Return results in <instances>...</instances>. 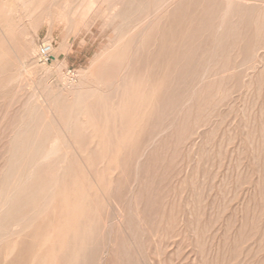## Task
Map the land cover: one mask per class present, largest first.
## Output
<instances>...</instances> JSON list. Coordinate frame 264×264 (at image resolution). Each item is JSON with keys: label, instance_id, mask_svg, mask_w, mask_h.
Masks as SVG:
<instances>
[{"label": "rangeland", "instance_id": "obj_1", "mask_svg": "<svg viewBox=\"0 0 264 264\" xmlns=\"http://www.w3.org/2000/svg\"><path fill=\"white\" fill-rule=\"evenodd\" d=\"M5 1L9 3L0 14V38L5 35L4 18L12 16L17 34L13 39L19 52L9 63L10 83L4 92H0V131L4 132H0L2 157L7 149L9 121L14 115L17 121L29 105L35 102L36 105L45 104L49 98L64 93L70 79V82H78L81 71L90 72L95 57L103 51L118 48L114 42L119 34L116 28L118 20H106L104 25L101 22L104 16H98L100 19L92 17L93 20L88 16L89 20L82 18L77 32L68 35L67 49L60 50L59 43L64 35L62 24L56 22L49 29L45 21L33 22L22 16L20 0ZM212 1L220 3L225 9L245 7L246 2L260 7L262 18L258 25L260 42L264 46V0ZM228 9L217 13L213 21L205 24V29L196 30L190 44L185 45L192 50L193 54L189 55L194 62L186 60L189 56L182 53L177 62L169 64L168 68H161L163 76H166V71L181 75L170 80L164 77L165 90L157 93L156 97L164 99L168 107L171 99L176 101L164 111L163 124L150 125L149 130L142 132L133 144L136 152L142 155L138 162L137 157L132 160L130 171L122 178L127 187L125 201L120 203L124 216L121 221L114 218L105 224L104 229L102 223L97 224L94 244L97 250L91 251L93 264H264V48L255 53L249 51L251 54L246 52L245 39L241 35L251 32L253 25H247L242 14L231 13ZM220 33H230L227 34L230 37L223 38L225 42L221 46L217 44L222 35ZM47 39L54 42L53 56L56 60L51 57L45 62L39 56V48ZM216 46L220 47L217 49ZM256 53L261 54L262 60L255 56ZM201 56L209 59V68L205 72L199 71L206 74L205 79L199 76L197 79L183 78L187 66L190 68ZM223 63L227 64V69L220 71ZM229 65L233 68L230 69ZM208 80L211 82L207 83ZM193 94L197 96L195 99ZM205 96L211 99L207 100ZM220 97H224V102L219 101ZM199 101H202L203 107ZM23 105H26L25 108ZM159 109L157 112L160 113ZM188 110H192L191 113ZM187 112L193 114L190 116ZM202 120H206V125L199 127L194 135L197 131L194 125L197 126L199 121L202 123ZM188 135L195 140L193 144L188 143ZM162 139L165 140L162 142ZM107 210L108 203L102 205L101 212L106 213ZM111 210L115 217L117 208L111 206ZM138 216L144 220L142 224ZM6 242L1 243L0 248L5 247ZM12 264L16 261L13 260Z\"/></svg>", "mask_w": 264, "mask_h": 264}, {"label": "bare ground", "instance_id": "obj_2", "mask_svg": "<svg viewBox=\"0 0 264 264\" xmlns=\"http://www.w3.org/2000/svg\"><path fill=\"white\" fill-rule=\"evenodd\" d=\"M7 2L0 0V14L8 5ZM20 2L22 16L27 19L33 22L45 21L49 29L56 22L62 24L64 35L59 43L60 50L67 49V37L70 33L78 31L82 18L87 17L86 19L89 20L88 16L92 19L101 15L100 18L104 16L105 21L103 19L101 21L104 25L106 20H118L116 28L119 34L114 42L118 48L103 51L95 57L90 72L81 71L78 82L68 80L70 84L64 93L49 98V101L42 105H36L34 100L36 104L29 105L17 121L15 115L14 118L12 117L13 120L9 121L11 123L6 136L7 149L3 152V157V149H0L2 159L0 160V244L7 241V245L0 248V253L2 251L0 264H12L13 260L16 264H93L91 251L95 249L97 224L102 223L104 229L105 224L114 218L121 221L124 216L120 203L125 201L127 187L126 181L123 182L122 178L130 171L132 160L137 157L138 162L139 156L142 155L136 152L137 148H134L133 144L139 140L142 132L149 130L150 125L161 126L164 111L166 108L170 109L176 101L174 98L171 99L168 107L164 99L156 97L157 93L165 90L164 77L170 80L181 75L179 72L166 71V76H163L160 74L161 68L164 66L168 68L169 64L177 62L182 53L189 56L186 59L189 60V54L193 52L185 45L190 44L195 37V31L205 29V24L213 21L217 13L222 10L226 12L228 8H222L220 3L212 0H20ZM246 3L245 7L235 6L228 11L242 14L245 16L243 18H246L247 25H253L254 29L250 30L251 32L246 34V31L241 36L245 39L246 52L255 53L258 49L264 48L260 42L258 25L262 18H260L261 8ZM196 10L197 15H195ZM225 12H223L224 16ZM11 17L4 18L5 35L0 38L1 93L10 83L9 63L19 52L13 39L16 34V24L12 22ZM196 21L200 23L196 24ZM85 24L86 22L82 24L83 27ZM227 34L223 33L219 37L218 45L224 44L223 38L230 33ZM47 42H50V39H47ZM260 55V53L255 54L262 60ZM202 57L192 63L190 68L187 66L183 78L197 79L199 76L205 79L206 74L200 72H205L209 59L206 56ZM53 59L56 60V57L53 56ZM223 61L226 63V60ZM224 63L221 64L223 66L220 71L227 69V64ZM231 65H229L230 69L233 68ZM208 86L206 88L210 89ZM196 97L193 96L194 99ZM223 98L220 97L219 101H223ZM200 103L202 104V101ZM23 106L25 108L26 105ZM157 109L161 110L160 113ZM195 114L194 116H199V113ZM200 122L195 123L197 126L191 124L197 130L194 131V135L199 127L206 125V120ZM180 130L183 132L182 127ZM189 135L187 141L193 144L195 140ZM163 140L165 139H162V142ZM136 161L135 165H137ZM106 203L108 210L102 213V205ZM111 206L117 208L115 217L110 212ZM137 218L143 223L142 217Z\"/></svg>", "mask_w": 264, "mask_h": 264}, {"label": "built area", "instance_id": "obj_3", "mask_svg": "<svg viewBox=\"0 0 264 264\" xmlns=\"http://www.w3.org/2000/svg\"><path fill=\"white\" fill-rule=\"evenodd\" d=\"M53 46L54 42L52 40L47 43L44 42L40 45L39 56L43 61H49L51 57H53Z\"/></svg>", "mask_w": 264, "mask_h": 264}]
</instances>
